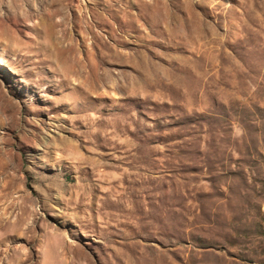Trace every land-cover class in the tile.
Returning <instances> with one entry per match:
<instances>
[{
	"label": "rangeland",
	"instance_id": "obj_1",
	"mask_svg": "<svg viewBox=\"0 0 264 264\" xmlns=\"http://www.w3.org/2000/svg\"><path fill=\"white\" fill-rule=\"evenodd\" d=\"M264 0H0V264H264Z\"/></svg>",
	"mask_w": 264,
	"mask_h": 264
},
{
	"label": "water",
	"instance_id": "obj_2",
	"mask_svg": "<svg viewBox=\"0 0 264 264\" xmlns=\"http://www.w3.org/2000/svg\"><path fill=\"white\" fill-rule=\"evenodd\" d=\"M264 209V208H263Z\"/></svg>",
	"mask_w": 264,
	"mask_h": 264
}]
</instances>
